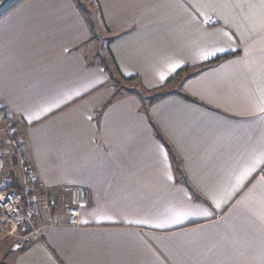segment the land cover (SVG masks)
I'll return each instance as SVG.
<instances>
[{"label": "crops", "instance_id": "1", "mask_svg": "<svg viewBox=\"0 0 264 264\" xmlns=\"http://www.w3.org/2000/svg\"><path fill=\"white\" fill-rule=\"evenodd\" d=\"M0 97L39 192L86 198L79 228L42 200L0 264H264V0H22ZM6 134L0 180L24 194Z\"/></svg>", "mask_w": 264, "mask_h": 264}, {"label": "built area", "instance_id": "2", "mask_svg": "<svg viewBox=\"0 0 264 264\" xmlns=\"http://www.w3.org/2000/svg\"><path fill=\"white\" fill-rule=\"evenodd\" d=\"M5 130L10 136V145L15 150L21 163L26 164L25 161V145L22 137L14 133L12 123L9 121V116L5 106L0 102V134ZM3 142L0 136V172L3 168ZM28 177L33 179V175L29 169L26 170V179L29 183ZM0 182V237L9 238L16 242H22L26 238V234L22 233L30 221V214L35 210V207L28 208L24 204L25 194L10 190V183ZM29 186V184H28ZM59 194V204L63 207L67 216V225L71 228L81 227V214L83 205L86 203L85 191L82 188L65 185L57 189ZM29 191V189H28ZM46 201L47 210L50 215V225L57 224V217L53 215L55 209L58 208L52 201ZM54 204H53V203ZM51 203V205H50ZM42 227L39 228L41 230ZM38 231L32 230L30 236H36Z\"/></svg>", "mask_w": 264, "mask_h": 264}, {"label": "trees", "instance_id": "3", "mask_svg": "<svg viewBox=\"0 0 264 264\" xmlns=\"http://www.w3.org/2000/svg\"><path fill=\"white\" fill-rule=\"evenodd\" d=\"M22 0H20L19 2H18V4L21 2ZM15 1H13L12 3H14ZM11 3V4H12ZM10 5V4H9ZM8 5V6H9ZM17 5V3L15 2L14 4H12L10 7H5L3 10H1L0 11V19L3 17V16H5L6 14H8L11 10H13V8L15 7ZM81 7V6H80ZM230 56H232V55H229L228 57H230ZM222 59H220V58H218V59H215V60H213V61H211V62H209V65H214V64H217V63H219L220 61H221ZM135 79V78H134ZM133 79V80H134ZM123 80H125V79H123ZM125 81H131V80H125ZM120 82V81H119ZM169 83H171V82H169ZM160 89H163V87L162 88H160ZM159 90V89H158ZM157 90V91H158ZM144 91L146 92V93H153L154 91H148V90H146V89H144ZM156 92V91H155ZM166 94H162V95H158V96H155V97H150L149 98V101H150V104L151 103H154V102H156V101H158V100H160V99H163V98H165L166 96H165ZM1 103H2V101H0ZM9 121L12 123V127H13V129H14V133L17 135V136H20V137H22L21 136V133H22V131H20V129H22V127H21V125L19 124V121H14L11 117H9ZM96 121H97V119H96ZM98 122V121H97ZM3 132L4 133H7L5 130H3ZM23 134V133H22ZM7 135V134H6ZM8 136V135H7ZM8 139H9V141H10V137H8ZM23 140V139H22ZM162 141L164 142V144H165V146H166V148H167V150H168V152L171 154V156H172V159L174 160V162L175 163H177V162H179L177 159H176V154H174L173 152V147L167 142V140L164 138H162ZM11 146V145H10ZM12 147V146H11ZM13 149V148H12ZM14 150V149H13ZM14 152H15V150H14ZM16 153V152H15ZM18 158V157H17ZM26 167H28V169L31 171V173H32V175H33V169H32V167H31V165H29L28 163H26ZM34 180H36L35 178H33ZM37 180L34 182V185H35V188H38V186H37ZM9 189L10 190H14V191H16L17 189H16V187L15 186H13V184L11 185L10 184V187H9ZM19 190V189H18ZM23 192H25V190H22ZM18 192V191H17ZM20 193H22L21 191H20ZM53 193H55V192H52V193H50V194H53ZM57 194H58V192H56ZM23 194V193H22ZM25 194V198H24V203H25V206L27 205V199L29 198V196H31V195H33L34 193H32V192H27V193H24ZM59 195V194H58ZM53 203V202H52ZM54 204V203H53ZM59 203L58 202H55V206L56 207H58L57 205H58ZM59 208V207H58ZM31 219V218H30ZM30 232V230H29V227H27V228H25V230H22V233L23 234H26V233H29Z\"/></svg>", "mask_w": 264, "mask_h": 264}, {"label": "rangeland", "instance_id": "4", "mask_svg": "<svg viewBox=\"0 0 264 264\" xmlns=\"http://www.w3.org/2000/svg\"><path fill=\"white\" fill-rule=\"evenodd\" d=\"M17 4H18V2L20 1V0H14ZM13 2V1H12ZM11 2V3H12ZM14 2V3H15ZM10 3V5L8 6V7H10L12 4H14V3H12L11 4ZM6 6V7H7ZM176 87H178V84H174L173 86H171V88H176ZM0 101H2V98L0 97ZM2 104H5L3 101H2ZM10 143V142H9ZM33 178H35L34 177V175H33ZM28 180H29V183L27 182V184H29V186H28V189H29V191L27 190V192H32V193H34L33 195H31V196H29V198L27 199V205H26V207H28V208H31V207H35V210H34V212L32 213V214H30V218L31 217H33L34 216V214H36L37 212H38V210H39V206L42 204L41 203V201L42 200H44V201H50V197H52L53 199H52V201L55 203V202H58L59 203V195L55 192V193H53V194H50V193H47V194H41L40 192H39V189L38 188H35V185H34V182L36 181V180H34V179H32L31 177H28ZM0 182H2V180H0ZM38 182V181H37ZM2 184H4V183H2ZM38 186V185H37ZM43 196V197H42ZM41 198V199H40ZM25 204V203H24ZM50 205H51V203H50ZM57 206H61V204H58ZM41 207V206H40ZM57 209V208H56ZM56 209L54 210V211H56ZM53 215H54V213H53ZM33 222V219H30V221H29V223L31 224ZM22 241V240H21Z\"/></svg>", "mask_w": 264, "mask_h": 264}, {"label": "water", "instance_id": "5", "mask_svg": "<svg viewBox=\"0 0 264 264\" xmlns=\"http://www.w3.org/2000/svg\"><path fill=\"white\" fill-rule=\"evenodd\" d=\"M12 1H14V0H0V11L3 10Z\"/></svg>", "mask_w": 264, "mask_h": 264}]
</instances>
